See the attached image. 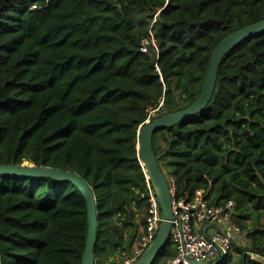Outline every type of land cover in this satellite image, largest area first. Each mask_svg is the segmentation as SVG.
I'll list each match as a JSON object with an SVG mask.
<instances>
[{
    "label": "trees",
    "instance_id": "1",
    "mask_svg": "<svg viewBox=\"0 0 264 264\" xmlns=\"http://www.w3.org/2000/svg\"><path fill=\"white\" fill-rule=\"evenodd\" d=\"M263 19L264 0H0V165L84 180L95 264H107L100 252L128 251L142 221L134 208L145 212L138 128L194 103L214 47ZM150 34L157 51L140 52ZM153 151L176 199L204 189L211 203H235L250 245L217 264H258L243 251L264 256V32L225 55L207 106L155 132ZM87 230L72 182L0 175L1 264H82ZM174 254L169 240L153 264Z\"/></svg>",
    "mask_w": 264,
    "mask_h": 264
},
{
    "label": "built area",
    "instance_id": "2",
    "mask_svg": "<svg viewBox=\"0 0 264 264\" xmlns=\"http://www.w3.org/2000/svg\"><path fill=\"white\" fill-rule=\"evenodd\" d=\"M149 46L157 51L151 34L149 39L142 42L140 52H148ZM167 182L173 200L169 239L175 254L166 264H217L225 260L233 253L237 238L242 232L237 223L235 203L231 200L211 203L204 189L196 190L190 197L176 199L173 180L167 178ZM145 185L144 192H136L146 203L142 221L138 224L137 236L128 251L119 252L116 264H132L158 231L161 211L147 176ZM243 253L250 261L264 264V256L247 250Z\"/></svg>",
    "mask_w": 264,
    "mask_h": 264
},
{
    "label": "water",
    "instance_id": "3",
    "mask_svg": "<svg viewBox=\"0 0 264 264\" xmlns=\"http://www.w3.org/2000/svg\"><path fill=\"white\" fill-rule=\"evenodd\" d=\"M264 32V19L258 23L246 26L222 39L213 49L206 73L204 85L198 98L188 108L168 113L153 120L146 121L137 130V158L151 187L161 211V222L158 231L144 252L132 264H153L158 253L169 242L172 226V194L167 178L160 169L153 151V135L155 132L173 127L182 121L198 115L209 103L215 90L219 65L222 59L234 47L253 35ZM0 175L49 177L55 180L72 182L83 194L87 206L88 230L82 264H95L94 245L97 233V213L94 194L89 185L76 173L50 167L34 166L29 162L21 165H0ZM2 263L0 256V264ZM194 264H201L195 262Z\"/></svg>",
    "mask_w": 264,
    "mask_h": 264
},
{
    "label": "rangeland",
    "instance_id": "4",
    "mask_svg": "<svg viewBox=\"0 0 264 264\" xmlns=\"http://www.w3.org/2000/svg\"><path fill=\"white\" fill-rule=\"evenodd\" d=\"M159 108L153 110L150 112V115L154 114L156 111H158ZM156 143L158 144V148L160 150V148L163 147L164 145V141H163V136L161 133L156 135ZM134 211L136 212L135 214V221L138 223L140 221V218L142 217V210L138 209V208H134ZM114 221L112 222V220H110L109 224H111V230H110V234L111 237L115 236V231L113 229V224ZM248 224H250L249 222H247ZM246 231H242L240 236L237 238V242L236 245L240 246L242 248H247L250 245V238H248L246 236ZM129 237V232L127 231V229L124 230V240L126 241ZM119 249L117 248L115 249L112 246H107L105 250L101 251L100 254L102 256V258H104L106 260V263L109 264L112 261H117L119 258ZM237 255L235 253H232V260L234 261L236 259Z\"/></svg>",
    "mask_w": 264,
    "mask_h": 264
}]
</instances>
